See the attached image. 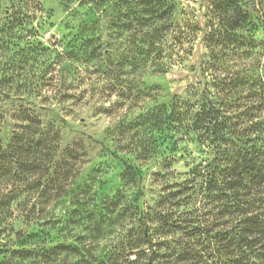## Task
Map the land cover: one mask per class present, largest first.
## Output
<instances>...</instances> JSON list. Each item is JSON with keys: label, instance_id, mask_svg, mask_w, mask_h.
Wrapping results in <instances>:
<instances>
[{"label": "rangeland", "instance_id": "1", "mask_svg": "<svg viewBox=\"0 0 264 264\" xmlns=\"http://www.w3.org/2000/svg\"><path fill=\"white\" fill-rule=\"evenodd\" d=\"M208 102L241 136L264 122L258 0H0V203L13 216L0 244L21 231L90 247L89 264H147L143 237L162 232L150 212L174 194L182 212L191 194L210 202L195 176L222 156L205 142ZM211 205L207 255L232 230ZM5 249L0 264H31Z\"/></svg>", "mask_w": 264, "mask_h": 264}, {"label": "trees", "instance_id": "2", "mask_svg": "<svg viewBox=\"0 0 264 264\" xmlns=\"http://www.w3.org/2000/svg\"><path fill=\"white\" fill-rule=\"evenodd\" d=\"M200 120L206 130L205 142L222 150V156L217 158L214 166L195 171L196 177L204 179V190L210 202L204 204L201 201V205L191 194L184 199L188 207L182 212L177 209L181 197L174 194L161 205L160 210L150 212L161 223L162 232L156 237L149 234L143 237L149 252L141 249L136 261L144 259L147 264H204L202 260L205 256L215 259L218 255L222 264H264V122L252 123L249 132L241 136L236 126L223 117L212 102L202 109ZM229 144L231 147L222 148ZM118 160L133 170L125 161ZM213 202L220 208L221 221L226 218L225 227L229 225L232 230L217 232L220 245L207 255L204 244L212 230L208 224L216 210L211 205ZM10 205L11 198L0 203V237L6 236L9 220L13 218ZM30 217H26L27 222ZM174 235L180 236L170 239ZM14 238L12 245L16 243L25 247L14 250L8 243L0 244V248H6L5 253H9L10 257L15 256L31 264H89L95 259L90 247L67 243L46 247L36 234L21 231H17Z\"/></svg>", "mask_w": 264, "mask_h": 264}, {"label": "clouds", "instance_id": "3", "mask_svg": "<svg viewBox=\"0 0 264 264\" xmlns=\"http://www.w3.org/2000/svg\"><path fill=\"white\" fill-rule=\"evenodd\" d=\"M258 6L261 10V13H264V0H258Z\"/></svg>", "mask_w": 264, "mask_h": 264}]
</instances>
